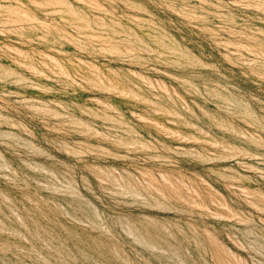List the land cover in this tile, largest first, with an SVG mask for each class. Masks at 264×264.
Instances as JSON below:
<instances>
[{
    "label": "rangeland",
    "instance_id": "374dc122",
    "mask_svg": "<svg viewBox=\"0 0 264 264\" xmlns=\"http://www.w3.org/2000/svg\"><path fill=\"white\" fill-rule=\"evenodd\" d=\"M0 264H264V0H0Z\"/></svg>",
    "mask_w": 264,
    "mask_h": 264
}]
</instances>
